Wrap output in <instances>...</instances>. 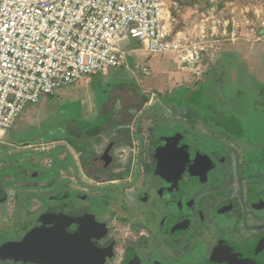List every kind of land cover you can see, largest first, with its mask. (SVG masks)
Segmentation results:
<instances>
[{
  "label": "flooded vegetation",
  "instance_id": "obj_1",
  "mask_svg": "<svg viewBox=\"0 0 264 264\" xmlns=\"http://www.w3.org/2000/svg\"><path fill=\"white\" fill-rule=\"evenodd\" d=\"M212 89L115 91L64 179L0 141V264H264V132Z\"/></svg>",
  "mask_w": 264,
  "mask_h": 264
},
{
  "label": "built area",
  "instance_id": "obj_2",
  "mask_svg": "<svg viewBox=\"0 0 264 264\" xmlns=\"http://www.w3.org/2000/svg\"><path fill=\"white\" fill-rule=\"evenodd\" d=\"M125 39L151 55L183 48L162 0H0V138L45 95L123 66Z\"/></svg>",
  "mask_w": 264,
  "mask_h": 264
},
{
  "label": "rangeland",
  "instance_id": "obj_3",
  "mask_svg": "<svg viewBox=\"0 0 264 264\" xmlns=\"http://www.w3.org/2000/svg\"><path fill=\"white\" fill-rule=\"evenodd\" d=\"M162 2L172 36L182 37L183 48L151 56L140 49V54L128 57L127 64L120 69L111 68L108 75L95 74L87 84L77 82L66 88L70 90L66 97L61 94L60 98H48L44 118L34 125L28 124L16 143L34 145L48 139L55 130V123L66 126L69 122L74 101L89 112L95 92L102 86L106 88L108 82L118 83L114 80L119 79L127 89L138 85L162 95L182 88L194 91L211 85V99L230 107L232 112L250 115L264 132V0ZM131 46L141 48L142 43L132 39ZM185 48L198 53L190 63L179 58ZM145 69L151 75L145 74ZM81 116L84 117L82 113ZM50 138V141L69 143V138L61 133ZM48 143L46 141V146ZM1 153L0 147V157ZM49 164L51 162L46 161V170L50 169ZM49 182L47 177L40 184Z\"/></svg>",
  "mask_w": 264,
  "mask_h": 264
},
{
  "label": "crops",
  "instance_id": "obj_4",
  "mask_svg": "<svg viewBox=\"0 0 264 264\" xmlns=\"http://www.w3.org/2000/svg\"><path fill=\"white\" fill-rule=\"evenodd\" d=\"M131 41L132 39H125L122 44L123 49L126 51V54H127V60L123 66L127 64L128 57L129 58L130 56L133 57L135 56V54L139 55L140 49L141 51L143 50L147 56H151V54H149L147 50L145 49V46L142 42H141L142 43L141 48H133L131 46ZM121 67H116V68L120 69ZM109 73H110V70L107 74H104V75H108ZM144 73L148 74L145 71ZM93 75H90L86 77L85 79L79 80L77 82L87 84L93 80L92 79ZM114 81H118V83L108 82L106 84L107 85L106 88L102 86L100 90H97L95 92L94 104L90 106L89 112H86L83 106H81L80 103L76 100L73 102L74 103L73 110H72L73 112L70 115V118H69L70 120H68L69 122L65 123L66 126L64 125L62 126V123H55V130L52 131V134L50 132V136L48 137V139L40 140L39 143L34 144V145L24 144L26 147H30L33 145L35 147V150L40 153L42 168H45L46 161H50L51 164H49V167L54 163V171L60 173L61 179L65 178L66 171H65L64 155L66 152V148L68 147V143L62 142V141H50L51 140L50 137L53 135L56 136L57 133H61L65 137L68 138L70 133H75L76 137H78V141L76 142L74 146L75 147L78 146L79 149H77L78 150L77 152L80 153L81 149L85 146L84 145L85 143L83 144L81 140V138H83L84 136L82 134L85 129L84 127L87 126V128H90V126L93 123L103 122V121L105 122L107 120L106 118L108 117V115L110 114L112 115L113 111L118 109L116 107L120 105L116 101H114L115 100L114 97L116 96L115 91L125 90L127 89L126 88L127 86H125V84L121 85L124 82L122 79L114 80ZM77 82H75L74 84H76ZM74 84L70 86H73ZM70 86L61 88L55 95H45L36 104L28 105L25 112L18 119L15 127L13 129H10L4 132L0 138V141H7V142H12V143L13 142L16 143L17 140L20 141L19 137L21 136V133H23L22 131L27 128L28 124L34 125V123H37L41 121L42 118H44V115L46 114L44 109H45V105L47 104V101L49 100L48 98L54 99L55 96H58L60 98L61 94H64L65 97L68 96L70 93V90H66V88ZM140 87L141 86L133 85L131 88L145 90ZM182 89H186V88H182ZM186 90L192 91L190 89H186ZM81 113L84 115V117L81 116ZM78 119H80L81 121H78ZM118 128L119 126L117 125L111 126V129H110L111 134L114 135L115 133H117ZM102 136L104 137L103 143H98L96 140H94L93 137L90 138L91 140L89 139L90 141L87 145L89 146L90 150L94 152H98L99 150L102 149L103 145L107 143L108 138H109L104 134ZM44 140H46L47 142H50L48 143V146H46V141ZM121 149H126L128 152L130 151L129 147L126 144L121 143L116 148L115 153L120 152Z\"/></svg>",
  "mask_w": 264,
  "mask_h": 264
}]
</instances>
